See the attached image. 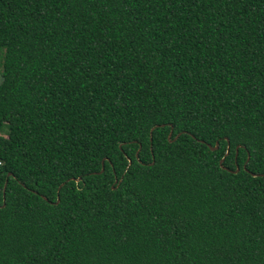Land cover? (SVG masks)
I'll use <instances>...</instances> for the list:
<instances>
[{
	"label": "trees",
	"instance_id": "16d2710c",
	"mask_svg": "<svg viewBox=\"0 0 264 264\" xmlns=\"http://www.w3.org/2000/svg\"><path fill=\"white\" fill-rule=\"evenodd\" d=\"M0 67V264H264V0H0Z\"/></svg>",
	"mask_w": 264,
	"mask_h": 264
},
{
	"label": "water",
	"instance_id": "95a60500",
	"mask_svg": "<svg viewBox=\"0 0 264 264\" xmlns=\"http://www.w3.org/2000/svg\"><path fill=\"white\" fill-rule=\"evenodd\" d=\"M170 135H171V131L169 132L168 137H169ZM208 147H209L211 150H213V149H215V148L217 147V144H215L214 147H210L209 145H208ZM222 160H223V158L220 160V163L222 162ZM237 170H238V168L236 167V170H235V171H237ZM100 171H102V168H101ZM254 176H256V175H254Z\"/></svg>",
	"mask_w": 264,
	"mask_h": 264
},
{
	"label": "rangeland",
	"instance_id": "374dc122",
	"mask_svg": "<svg viewBox=\"0 0 264 264\" xmlns=\"http://www.w3.org/2000/svg\"><path fill=\"white\" fill-rule=\"evenodd\" d=\"M0 72H1V67H0ZM0 81H1V73H0Z\"/></svg>",
	"mask_w": 264,
	"mask_h": 264
}]
</instances>
